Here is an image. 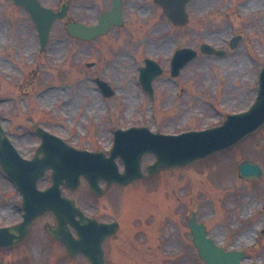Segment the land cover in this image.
<instances>
[{"label":"rangeland","instance_id":"374dc122","mask_svg":"<svg viewBox=\"0 0 264 264\" xmlns=\"http://www.w3.org/2000/svg\"><path fill=\"white\" fill-rule=\"evenodd\" d=\"M42 1L55 10L60 4L59 0ZM63 1L69 4L68 18L55 22L42 57L31 64L30 51L36 47L34 25L24 9L11 6L9 0H0V97L13 96L12 100L0 103V114L5 135L23 155L35 150L38 141L32 132L33 120L60 135L71 134V142L83 148H100L107 145L110 122L124 125L137 116H145L148 121L173 130L189 114L193 117L191 125L201 126L218 114L210 108L209 101L215 100L216 109L223 112L226 107L244 108L252 96L250 86L256 83L264 61V12L255 15L252 10L264 5V0H192L187 5L190 20L185 26L172 25L153 0H127L124 25L91 41L69 37L65 22H90L95 18V6L107 5L108 1ZM231 1L236 3L233 10ZM198 14L204 16L200 18ZM233 32L240 33L242 39L235 48H227L223 57L199 51L200 43L221 44L222 37ZM174 42L197 49V57L181 70L176 81L167 75L155 80L154 90L164 100L163 106L138 97L133 83L135 62H141L144 56H164ZM65 52L69 57L61 62ZM88 62L95 65L88 66ZM95 76L111 80L118 87L115 95L103 98L95 89ZM175 88L183 91L178 97L174 95ZM186 95L195 98L190 99V109L185 111L179 107V101ZM141 100L146 109L135 111ZM151 103L156 110L153 117ZM152 158L146 157L143 165ZM246 159L258 162L264 169V127L231 150L159 173L152 183L135 182L124 188L127 190L111 188L101 198L91 195L82 184L73 196L86 211H91L88 201H93L99 206V216L115 215L124 224L122 229L145 224L148 227L150 223L158 230L161 221L158 232L146 228L142 242L120 237L122 256L115 251L119 248L112 245L115 238L110 240L113 250L109 253L107 248L109 264H130L129 255L133 264H204L186 229V215L191 210L196 211L199 221L206 223L209 235L227 249L250 242L258 235V243L248 250L244 262L264 264V234H255V229L264 224V174L259 181L242 179L237 166ZM0 187L3 224L18 213L2 197V189L10 186L0 181ZM49 220V215L40 219L32 233L40 223ZM41 244L39 252L30 247L28 239L16 248L1 251L0 264H60L52 263L57 261L53 259L54 246ZM24 253L27 257H23ZM62 260L68 262L67 258ZM67 264L87 263L76 257Z\"/></svg>","mask_w":264,"mask_h":264},{"label":"water","instance_id":"95a60500","mask_svg":"<svg viewBox=\"0 0 264 264\" xmlns=\"http://www.w3.org/2000/svg\"><path fill=\"white\" fill-rule=\"evenodd\" d=\"M163 5V8H164V11L173 19L174 22L176 23H183L184 20H185V17L182 18V19H176L172 12H171V9H173L174 7H167L165 4H162ZM180 13H183V6L180 8ZM1 141V139H0ZM190 141V139H186L184 140L181 145H184L186 146L187 145V142ZM169 144H175V143H171V142H168ZM217 145L215 146H212V147H209L208 149H204V150H197V151H192V152H189L184 158H180V157H171L170 156V159H162L160 158L159 161H157V163L153 164V165H150L148 167V169H150V172L154 173L155 171H157L158 168L160 167H166V166H170V165H183L185 163H188L189 161L195 159V158H198V157H201L202 155L214 150L213 148L216 147ZM208 151V152H207ZM206 152V153H205ZM242 168V167H241ZM250 169H252V167H248L245 168V170L249 171ZM242 173H244V170H242ZM137 176V175H136ZM245 176H248V175H245ZM131 179V178H130ZM129 178L127 177H124L122 178V182H128L130 180ZM112 181H115V178H110L108 182H112ZM97 190V189H96ZM78 243L80 244V246L83 245V241H78ZM205 246L210 249V247L208 246L207 243H205ZM85 253L87 255L90 256V259L92 261V264H103V259H102V255L100 254V246H98L97 248L96 247H90L89 249L87 250H84ZM213 261H214V264H217L216 262V259L213 258Z\"/></svg>","mask_w":264,"mask_h":264},{"label":"bare ground","instance_id":"6f19581e","mask_svg":"<svg viewBox=\"0 0 264 264\" xmlns=\"http://www.w3.org/2000/svg\"><path fill=\"white\" fill-rule=\"evenodd\" d=\"M36 244H37V242H36Z\"/></svg>","mask_w":264,"mask_h":264}]
</instances>
